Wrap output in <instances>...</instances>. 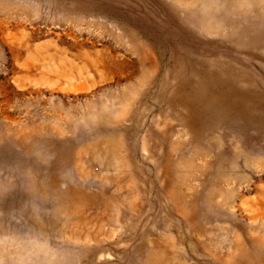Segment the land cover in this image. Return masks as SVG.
I'll return each mask as SVG.
<instances>
[{"label":"rangeland","instance_id":"374dc122","mask_svg":"<svg viewBox=\"0 0 264 264\" xmlns=\"http://www.w3.org/2000/svg\"><path fill=\"white\" fill-rule=\"evenodd\" d=\"M0 264H264V0H0Z\"/></svg>","mask_w":264,"mask_h":264}]
</instances>
